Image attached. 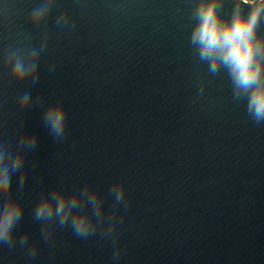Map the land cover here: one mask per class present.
<instances>
[{"label": "water", "instance_id": "obj_1", "mask_svg": "<svg viewBox=\"0 0 264 264\" xmlns=\"http://www.w3.org/2000/svg\"><path fill=\"white\" fill-rule=\"evenodd\" d=\"M199 3L0 0V127L39 138L23 189L12 177L23 216L0 264H264V121L199 58ZM220 3L230 19L236 0ZM33 52L38 79L16 81L11 64ZM52 103L66 111L59 140L43 123ZM56 187L97 194L89 237L34 219Z\"/></svg>", "mask_w": 264, "mask_h": 264}, {"label": "clouds", "instance_id": "obj_2", "mask_svg": "<svg viewBox=\"0 0 264 264\" xmlns=\"http://www.w3.org/2000/svg\"><path fill=\"white\" fill-rule=\"evenodd\" d=\"M250 6L244 14L242 5ZM220 0H200L195 9L197 23L191 35V42L198 47V55L208 63V70L216 75L223 68L233 85L235 98L247 97V111L255 121H264V37L258 35V28L264 18V0H236L231 18L224 20L220 12ZM42 13L33 14L38 23ZM10 75L18 82L38 79L36 53L28 57L27 63L18 59L11 64ZM30 94L25 93L20 107H27ZM43 123L57 140L65 134L66 111L62 103H52L43 115ZM9 126L0 127V245L12 247L14 230L23 216L19 200L12 197V177L20 173L18 187L23 189L26 173L23 153L33 151L39 144L35 134L21 130L11 136ZM115 198L123 197L121 184L113 185ZM99 211V199L95 192L85 189L81 193H66L62 188H53L41 197L33 211L34 219L45 225L55 218L59 226H70L74 235L87 238L94 231L91 218L84 211ZM46 230V229H45ZM27 237L21 238V244ZM34 255V253H33Z\"/></svg>", "mask_w": 264, "mask_h": 264}]
</instances>
